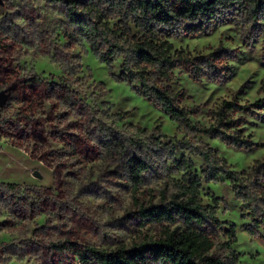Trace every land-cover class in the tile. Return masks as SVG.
I'll list each match as a JSON object with an SVG mask.
<instances>
[{
	"label": "rangeland",
	"instance_id": "rangeland-1",
	"mask_svg": "<svg viewBox=\"0 0 264 264\" xmlns=\"http://www.w3.org/2000/svg\"><path fill=\"white\" fill-rule=\"evenodd\" d=\"M189 27L186 23L170 37L175 48L196 57L222 46L232 51L233 58L221 62L229 66L222 82L195 80L187 67L179 66L173 87L186 93L187 107L201 106L191 119L202 125L211 123L210 110L222 99L235 97L242 104H255L252 114L240 113L244 135L255 143L252 148H235L206 135L197 137L218 149L234 169H248L255 160L264 159V17L260 32L251 40L247 25L234 12L224 13L199 33L189 32ZM66 28L60 4L44 0L0 3V93L7 94L0 107V144L24 149L34 171L42 174L36 184H20L7 197L0 193V264H81L62 250V242L112 251L157 238L162 226H141L136 212L141 205L171 199L179 193L177 181L183 179L182 172L167 178L155 170L135 191L119 163L102 158L101 146L87 132L86 118L62 104L52 84L68 80L99 116L127 132L160 127L170 137L166 143H175L172 138L182 139L184 134L175 121L137 93L139 82L112 76L120 74L122 56L110 71L85 39L70 43ZM36 76L44 83L32 82ZM117 114H125L124 120L117 121ZM182 157L195 165L192 171L201 180L202 203L216 206L219 220L225 222L220 231L223 239L228 238L225 230L230 225L236 227L237 241L225 256L235 264H264V233L252 237L244 229L251 219L244 216L242 201L230 181L225 177L209 180L204 160L177 147L176 158Z\"/></svg>",
	"mask_w": 264,
	"mask_h": 264
},
{
	"label": "trees",
	"instance_id": "trees-1",
	"mask_svg": "<svg viewBox=\"0 0 264 264\" xmlns=\"http://www.w3.org/2000/svg\"><path fill=\"white\" fill-rule=\"evenodd\" d=\"M63 6L67 19L65 37L70 43L85 39L94 54L109 67L122 56L120 74L111 73L118 81L139 82L138 94L160 108L178 124L184 134L182 139L168 137L160 127L151 131L136 127L133 132L121 129L99 116L96 109L84 102L78 91L66 80L52 84L58 88L60 102L86 118L88 134L101 146L102 158L118 162L122 173L135 191L142 186L147 174L158 171L163 176L183 173L177 181L179 193L171 199L141 205L136 219L141 226L159 224L163 232L159 237L108 251L96 246H79L62 242L64 252L81 264H235L225 254L237 241L235 225L225 230L228 238L220 235L222 225L216 206H206L199 197L201 180L192 170L195 165L186 157L176 158L177 147L200 156L207 165L206 176L217 181L227 178L241 201L244 216L251 219L244 229L252 237L264 233V159L245 170H236L199 135H206L235 148L250 149L253 140L244 135L242 112L252 114L255 104L245 105L237 98H225L210 110L211 123H194L192 115L201 112V106L187 107L183 91H176L173 82L176 69L187 67L195 80L207 78L222 82L229 72L223 58L231 60L232 51L222 46L208 55L192 56L175 48L170 37L190 24L188 31L199 33L227 12L237 14L247 25V39L260 32V20L264 17V0H44ZM62 64H65L62 62ZM64 69L68 70L64 65ZM68 74L72 71L68 70ZM34 83H44L36 76ZM122 121L125 114L114 115ZM138 133V134H137ZM264 144V143H263ZM19 184L0 182V193ZM172 225H176L171 229Z\"/></svg>",
	"mask_w": 264,
	"mask_h": 264
},
{
	"label": "crops",
	"instance_id": "crops-1",
	"mask_svg": "<svg viewBox=\"0 0 264 264\" xmlns=\"http://www.w3.org/2000/svg\"><path fill=\"white\" fill-rule=\"evenodd\" d=\"M32 159L17 146H5L0 150V182L25 184L38 183L34 175Z\"/></svg>",
	"mask_w": 264,
	"mask_h": 264
},
{
	"label": "water",
	"instance_id": "water-1",
	"mask_svg": "<svg viewBox=\"0 0 264 264\" xmlns=\"http://www.w3.org/2000/svg\"><path fill=\"white\" fill-rule=\"evenodd\" d=\"M0 3H3V0H0ZM6 99H7V94H5L3 92L0 93V107L5 105ZM34 175L37 176V177H42V174L38 170H36L34 172Z\"/></svg>",
	"mask_w": 264,
	"mask_h": 264
},
{
	"label": "built area",
	"instance_id": "built-area-1",
	"mask_svg": "<svg viewBox=\"0 0 264 264\" xmlns=\"http://www.w3.org/2000/svg\"><path fill=\"white\" fill-rule=\"evenodd\" d=\"M2 149V145L0 144V150Z\"/></svg>",
	"mask_w": 264,
	"mask_h": 264
}]
</instances>
